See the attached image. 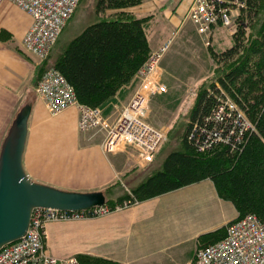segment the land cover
<instances>
[{
  "label": "crops",
  "instance_id": "obj_1",
  "mask_svg": "<svg viewBox=\"0 0 264 264\" xmlns=\"http://www.w3.org/2000/svg\"><path fill=\"white\" fill-rule=\"evenodd\" d=\"M192 2L142 0L126 8L136 17H148L146 37L150 51L169 41L158 67V77L166 90L152 96L156 104L169 107L178 91L174 84L183 83L170 64L179 53V45L193 42L192 37L195 38L194 25L187 17ZM14 12L16 16L12 15ZM30 20L26 12L9 11L6 3L0 4V26L11 36L15 35L19 43ZM3 21L5 25H1ZM218 28L211 32L215 46L222 38ZM223 40L228 42L226 47L232 39L226 36ZM13 41L12 37L6 41L0 39V143L17 108L28 102L31 110L22 163L31 179L85 191L103 189L120 180L122 175L126 177L121 159L116 158L124 157L123 154H117L118 151L105 154L100 149L102 133L101 137H94L95 134L77 129L75 107L56 114L47 111L35 91L40 60ZM130 85L121 88L124 94L116 97L117 102L106 117L112 120L118 116L138 82ZM149 108L152 116H147L157 126L151 102ZM124 150L120 148L119 152ZM167 151L159 147L153 160L144 165L139 160L137 168L127 176L128 181L134 186L143 180L161 163ZM236 215L234 204L221 198L212 180L205 178L102 214L48 221L44 227V244L57 257L84 252L115 264H188L195 248L204 244L201 236L225 227Z\"/></svg>",
  "mask_w": 264,
  "mask_h": 264
},
{
  "label": "trees",
  "instance_id": "obj_2",
  "mask_svg": "<svg viewBox=\"0 0 264 264\" xmlns=\"http://www.w3.org/2000/svg\"><path fill=\"white\" fill-rule=\"evenodd\" d=\"M141 1L95 0V19L69 38L49 65L72 86L80 103L99 108L103 116L112 111L116 97L124 94V85L137 83L136 71L150 52L146 37L148 17H136L126 10ZM262 8L264 0H245V6L234 18L231 44L217 48L210 43L203 51L210 62L207 71L213 72L214 77L198 88L189 120L176 145L168 149L161 163L143 180L116 194L114 199L106 197L103 190L111 184L104 187L105 208L113 210L209 178L219 196L234 204L237 217L254 213L264 226V13L259 17ZM39 66L36 80L49 67L40 71ZM180 77L187 78L185 73ZM180 94L175 92L176 99L172 101L168 97L169 107L178 103ZM227 98L243 110L254 131L243 127L237 113L225 115L218 111V102ZM83 213L91 214L92 210ZM224 235L225 227H221L201 238L206 245ZM75 257L81 264H115L88 254Z\"/></svg>",
  "mask_w": 264,
  "mask_h": 264
},
{
  "label": "built area",
  "instance_id": "obj_3",
  "mask_svg": "<svg viewBox=\"0 0 264 264\" xmlns=\"http://www.w3.org/2000/svg\"><path fill=\"white\" fill-rule=\"evenodd\" d=\"M13 2L31 20L21 37L23 48L38 59L46 57L78 0H0ZM245 6V0H193L187 17L193 23L203 43L209 44L215 24L235 30L234 18ZM169 41L152 50L136 71L138 86L114 120L103 116L97 107L80 103L72 86L54 68L42 73L35 91L47 111L56 114L67 107L77 110L79 131H102L100 148L104 153L119 145H131L141 162H149L165 138L164 131L154 126L147 117L148 100L154 93L164 92L165 84L158 77V63ZM225 115L237 113L244 128L255 130L232 100L217 104ZM105 207H95L92 214L105 213ZM83 213L50 207L35 208L24 235L0 248V264H81L75 256L57 257L45 248L46 222L82 216ZM84 216V215H83ZM188 264H264V226L254 213L237 217L226 225L223 238L195 248Z\"/></svg>",
  "mask_w": 264,
  "mask_h": 264
},
{
  "label": "rangeland",
  "instance_id": "obj_4",
  "mask_svg": "<svg viewBox=\"0 0 264 264\" xmlns=\"http://www.w3.org/2000/svg\"><path fill=\"white\" fill-rule=\"evenodd\" d=\"M3 3L7 4V9L9 11H12V10L21 11L20 8H18L13 2L3 1L1 4H3ZM94 3H95V0H78L77 5L75 7V10L71 14V16L67 19V21L65 22V24H64L63 28L61 29L57 39L55 40L52 47L50 48V50L47 54L48 55L47 58L40 62L41 63L39 66L40 71L44 70L46 67L51 65L52 61L59 54L62 47L68 41L69 38L73 37L81 28H83L86 24H88L90 21L95 19ZM263 13H264V8L261 9L259 17ZM12 15L16 16V13L14 12ZM259 17L257 18V20L253 21V23L251 24V26L249 28L250 32H252V30L255 29V26L259 21ZM253 24H254V27H253ZM1 25H5L4 21L2 22ZM219 26H220V28H218V29L220 31L219 32L217 31V33H221L219 35H221L222 38H221V41H220L218 46H215L213 44L217 48H221V47H224L225 45H227L228 42H226V40H223L224 37L230 36V40L232 39V33L231 34L228 33L229 27H225L224 25H220V24H215L212 26V29L215 27H219ZM190 32H191V30H190ZM195 32H194L195 38L192 37L193 42H188L185 45H179V47H180V50L178 51L179 53H178V55H174L172 63L170 64V65H172V67L175 70H177L178 75L180 73L179 76H182L183 73H190L187 75L188 77L185 80H183V83L178 82V83L174 84L175 85L174 87L178 88L179 93H181L178 103L174 107L164 106L163 103H162V105L156 104V102L155 101L153 102V100H152L153 99L152 96L155 95L156 93L151 95L149 100H148L147 115L152 116V113H150V108H149L150 102H151L153 105V109L155 110V113L153 112L154 124L157 125V127L161 128L165 134V138H164L163 142L159 145V147H164L165 149H169V148L176 145L178 135L183 131L186 123L189 120V113H190V110H191L193 103L195 101L198 88L202 85H206L208 83V81L212 80L214 77L213 72L207 71L208 67L210 65L208 57L206 55H202L203 51H206V48L209 46L210 43L209 44L203 43L199 33L196 30H195ZM211 32H212V30H211ZM211 32L209 35H207V37L210 39H212ZM1 37H3V38L1 39ZM11 37L14 40L13 41L14 44L22 46V44L18 42L15 35L11 36V33L4 26H0V39L6 41V40H10ZM211 43H213L212 40H211ZM22 48H23V46H22ZM167 48H168V46H167ZM167 48L164 50V52L167 50ZM164 52H163V54H164ZM163 54H162V56H163ZM162 56H161V58H162ZM161 58H160L159 63H158L159 66H160ZM160 73H161V71H160ZM181 86H182V88H181ZM17 110H18V108H17ZM114 119H112V120H114ZM148 119H150V118H148ZM109 120H111V119H109ZM84 132H86L90 135L95 134L94 137H97L98 135L101 137V133H102L101 140L103 139V132L102 131H95V130L91 131L90 130V131H84ZM120 148H124L125 149L124 152H119ZM115 151H118L117 154L121 153L124 156V157L118 156L116 158H117V160L121 159V162H122L121 164H123V169L125 170V174L129 175L132 170L137 168L139 158L137 157L135 149L131 145H119L117 147V149L114 150L113 152H115ZM109 153H111V152H109ZM122 158L124 161L122 160ZM146 163H148V162H145V163L142 162L143 165ZM127 176L124 177L122 175L120 180H117L115 183H112L107 189H103L106 192V197L108 196V197H111L112 199H114L116 194L123 193L129 187L133 186V184L128 181L129 178H127ZM107 211H108V209H107ZM98 214H96V215H98ZM91 216H93V215L91 214ZM236 217H237V215H236ZM202 245H204V244H201L199 246H202ZM78 254H86V253L78 252L75 255H78ZM88 255H90V254H88ZM72 256H74V255H72Z\"/></svg>",
  "mask_w": 264,
  "mask_h": 264
},
{
  "label": "water",
  "instance_id": "obj_5",
  "mask_svg": "<svg viewBox=\"0 0 264 264\" xmlns=\"http://www.w3.org/2000/svg\"><path fill=\"white\" fill-rule=\"evenodd\" d=\"M30 110L28 102L18 108L0 143V248L25 234L35 208L84 211L106 200L102 189H63L27 175L22 155Z\"/></svg>",
  "mask_w": 264,
  "mask_h": 264
}]
</instances>
